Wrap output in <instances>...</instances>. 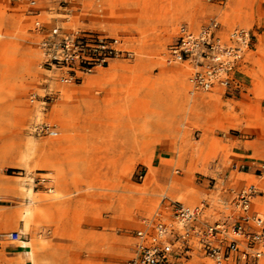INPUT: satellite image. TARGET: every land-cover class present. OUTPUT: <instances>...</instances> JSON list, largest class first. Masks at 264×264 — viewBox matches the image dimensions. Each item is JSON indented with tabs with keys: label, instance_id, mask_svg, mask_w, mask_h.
Wrapping results in <instances>:
<instances>
[{
	"label": "rangeland",
	"instance_id": "rangeland-1",
	"mask_svg": "<svg viewBox=\"0 0 264 264\" xmlns=\"http://www.w3.org/2000/svg\"><path fill=\"white\" fill-rule=\"evenodd\" d=\"M36 20L119 36L129 53L61 83ZM212 20L224 36L256 34L240 92L196 90L168 57L182 26ZM39 123L57 134H35ZM245 183L264 216V0H0V264H132L134 231L162 195L207 204L214 221L231 212L219 197ZM188 254L180 264H213Z\"/></svg>",
	"mask_w": 264,
	"mask_h": 264
},
{
	"label": "built area",
	"instance_id": "built-area-1",
	"mask_svg": "<svg viewBox=\"0 0 264 264\" xmlns=\"http://www.w3.org/2000/svg\"><path fill=\"white\" fill-rule=\"evenodd\" d=\"M34 6L37 0H24ZM38 10H36V13ZM35 28L43 33L40 47L42 65L53 72L61 83H79L85 75L106 68L115 58L129 53L119 36L97 30L64 31L50 29L41 22ZM256 40L254 31L234 27L224 34L216 20L194 31L182 26L175 40L167 46L170 60L187 62L191 68L189 81L194 89L211 91L221 88L228 93L243 87L242 66ZM37 135L54 136L53 125L34 126ZM261 192L255 183L230 188L219 201L230 213L208 221L205 206H191L162 195L156 210L135 229V256L132 264H180L194 248L202 251L213 264H260L264 256V216L253 206ZM9 237L20 238L13 230Z\"/></svg>",
	"mask_w": 264,
	"mask_h": 264
},
{
	"label": "bare ground",
	"instance_id": "bare-ground-1",
	"mask_svg": "<svg viewBox=\"0 0 264 264\" xmlns=\"http://www.w3.org/2000/svg\"><path fill=\"white\" fill-rule=\"evenodd\" d=\"M56 130V129H55ZM57 131V130H56ZM57 134V133H56Z\"/></svg>",
	"mask_w": 264,
	"mask_h": 264
}]
</instances>
